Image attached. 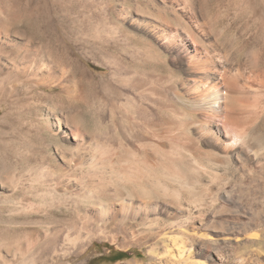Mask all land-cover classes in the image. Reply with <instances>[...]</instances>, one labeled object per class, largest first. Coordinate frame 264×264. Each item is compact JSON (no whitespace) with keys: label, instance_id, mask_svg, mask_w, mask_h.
Segmentation results:
<instances>
[{"label":"bare ground","instance_id":"6f19581e","mask_svg":"<svg viewBox=\"0 0 264 264\" xmlns=\"http://www.w3.org/2000/svg\"><path fill=\"white\" fill-rule=\"evenodd\" d=\"M180 5L193 19L188 22L180 16V34H172L170 22L173 23V19L163 22L145 16L133 20L138 28L152 33L147 40L149 45L159 41L176 53L173 62L179 68L169 66L170 61L164 60L165 72L138 70L134 67L136 62L132 64L133 60H129L134 65L131 69V65L130 68L122 65L119 55L102 52L98 59L94 58L109 72L98 74L83 62V113L74 108L81 100L77 80L72 81L66 73L50 72L49 67L54 65L34 56L40 52L31 57L26 55L13 64V73L7 70L8 74L2 76L0 98L5 100L3 104L24 87L23 93L38 94V98L50 107V113L41 114L46 130L43 139L56 148L48 153L39 152L36 159L40 163L48 160L49 165L46 167L36 160L29 172H34L36 179L42 181L45 176L52 177L51 191L45 192L42 206L52 210L67 208L74 193L77 197L72 206L76 207L77 215L75 219L62 221L53 230L25 233L36 242L44 241V247L38 251L25 242L3 237L0 264L64 261L73 253L85 251L97 232L101 234L102 226L109 222L135 223L149 231L154 236L153 249L160 240L171 241L173 244H166L154 257L156 259H174L180 264H258L259 259L250 258L239 247L240 243L264 240V98H261L264 93V31L249 37L242 49L232 44L226 47L218 37L205 31L191 0H183ZM98 40L107 42L109 38ZM97 84L104 88L109 101L125 99L119 112L123 121L129 119L133 145L119 136L117 140L104 136L101 130L106 125L101 113L99 116L94 113L90 118L86 116L90 100L84 95V86ZM19 100L21 98L18 99L21 103ZM115 109L109 110L112 118L118 113ZM165 116L168 120L160 122ZM118 119L120 123V117ZM62 133L70 141L63 138ZM83 200L90 202L85 207V222L95 225L85 235L83 212L80 213ZM33 206L21 202L25 215L35 213ZM74 230H78L75 236L72 235ZM177 237L181 239L175 242Z\"/></svg>","mask_w":264,"mask_h":264},{"label":"rangeland","instance_id":"374dc122","mask_svg":"<svg viewBox=\"0 0 264 264\" xmlns=\"http://www.w3.org/2000/svg\"><path fill=\"white\" fill-rule=\"evenodd\" d=\"M181 1L183 0H0V79L4 78L2 76L8 74L7 70H9V72L11 73L14 72L13 68L11 67H13V64H15L17 61L19 62L26 55V57H31L37 52H40V54H36L34 56L36 58L39 57V59H43L48 64L51 63L52 65H54L53 68L50 65L51 69L50 67L48 69L50 70V72H56L55 75H62L63 73H66L67 75H70L72 77V81H78H76L78 85L77 87H79L78 90H80L78 92H81L82 95L78 93L81 100L76 103L74 108L83 113V62L86 63L85 65L88 69L98 74H105L109 72L108 68L101 66V64L94 58H99L102 52L112 53L116 57H118L119 55V59L121 60L122 65L127 67L131 65V69L135 65L134 67L138 70H157L165 72L164 60L167 62L170 61L168 62L169 66H176L173 62L176 53H174L173 50L168 47V45L164 43L166 45L165 47V45L159 41L155 42V44H152L153 46L149 45L147 40L151 38L152 33L148 29H145L143 27L138 28L137 23L133 20L136 17L145 18V16H147L146 18H148V16L149 18L150 16H152V19L156 18V20L162 19L160 21L163 22H168V20L173 19V21H175L173 23L170 22V25L173 27H171L172 34H176L177 32V34H180L181 26L178 23V21H181L180 18L183 16V19H186V21L188 22H191V20H193L190 13L188 14L186 12L185 14V11H183L180 5ZM191 1L194 6H196L195 9L197 12V18L203 25L205 31L210 33L211 35H214V37H218L220 41H223L222 43H224L226 47H229L232 44L233 46H235V48L242 49L249 37H253V35L264 31V0ZM127 8L129 9V11L125 10ZM139 13L141 15H139ZM175 18L179 20H177L176 22ZM100 37L109 38L110 41L108 40L107 42H101L98 40V38ZM119 41L122 44H119ZM142 43H145L144 46ZM160 45L161 47H159ZM158 48H161L160 51H162L163 54L158 51ZM144 50L146 52H144ZM159 52L162 57L160 55H157L159 54ZM93 54L94 56H92ZM44 58L47 59L45 60ZM135 58L138 59L136 60ZM9 60H11V62ZM129 60H133L131 62L132 64L135 62L136 63L132 66ZM54 61L56 65L55 63H53ZM57 66H59V68ZM61 67L62 71L60 70ZM175 68H179V66ZM47 74H49V72ZM73 76L75 78H73ZM79 82H82V84ZM84 88V95L90 100L91 106H89L86 116L90 118L92 115H94V113L96 116H99V113H101V115L104 116V125H106L105 127L107 128L106 130V128H103L102 126L101 131L103 135L113 140H117L120 137L127 141L129 144L133 145V135L130 129L131 124L129 122V119L128 121H123V115L119 112L121 103L124 102L125 99L122 98V100L124 99L123 101L121 100V98L117 99L118 101H114L116 105H111L112 103L114 104V102L107 99L104 93V88L101 85H85ZM23 89L24 90H19L17 92V94H19L20 96L15 93L12 95L13 97H9L7 99V102H9L8 104L7 102L3 104L5 100H2V98H0V102L2 103V105L0 104V244L2 243L3 237L4 239L13 238L18 241L25 242L26 245H31V248L38 251V249L41 250L44 247V241L36 242L34 238L30 237L27 234L25 235V233H28L32 230H41L44 233L47 229L53 230L57 228V226L61 225L62 221L75 219L77 212L76 207H73V200H75L77 194L73 193L75 192V190L72 191V199H70L67 208L60 207L58 209L52 210L46 205H43L44 207L41 205L43 203V197H45V195L47 194L45 192H48L49 190L51 191L53 185L52 177L51 175H48V177L45 176L44 181L38 180L36 179L37 177L34 176L35 173L32 171L29 172V169L32 167V165H35L37 161H39L38 163H40V160L36 159V156H38L37 154H39V152L44 151V153H48L54 151L56 148L55 145H49V142L43 139V136H45L46 134V130L43 125L41 114L45 115L46 113H50V107L47 105V102L45 103V101H41L42 99L38 98V94H35L36 96L34 94L28 95L26 93H23V91L25 92V88L23 87ZM18 96L21 98V100H19L21 103L18 102V99H20ZM30 96H32V98H30ZM95 97L98 100H96ZM261 98L263 100L264 93ZM22 99L24 100L23 103H26L27 105H23ZM32 99H35V101L33 100L34 102H30V100ZM106 100L107 103L105 105ZM11 102L14 103L12 104ZM31 103H34V106ZM97 104L100 106H98ZM17 105L18 107H16ZM39 105L41 106L39 107ZM115 106H117V109H115ZM25 109H27V111ZM90 109L92 113L90 112ZM111 109H115V113L117 111V114L119 115L116 114L117 117L115 116V118H112V112H110ZM52 116L54 117V115ZM61 116H66V113H61ZM106 117L108 119H112L108 120ZM119 117L120 123L118 122ZM159 120L160 122H166L168 120V117L165 116L164 118ZM109 121L110 123H108ZM92 124L93 123L90 122L89 125L91 126ZM114 125H116L117 128ZM92 127H94V124L92 125ZM110 135L113 136L111 137ZM61 136L65 139H68L66 137L67 135L63 133L61 134ZM68 140L70 141V139ZM71 144H74V141L71 140ZM44 147H46L48 151L45 150L46 148ZM35 150L37 151L35 152ZM25 154L27 156H25ZM32 155L34 156V158ZM34 160L37 161L34 162ZM48 162V160L44 162L41 161V163H44L46 167L49 165ZM11 169L14 171H12ZM19 172H21L22 174ZM14 174L15 178H13ZM11 177L13 178L12 181H14L15 179V182L16 178H20L16 182V184L18 185L10 180ZM34 179H36L37 181H34ZM39 181L43 182L44 184L39 183ZM50 181L52 182V184ZM20 182L21 184H19ZM22 185L28 186L23 189ZM16 186L17 188H14ZM31 186L33 188H29ZM45 188L47 189V191ZM21 202L31 203L32 206L34 205L33 212H35L36 214L32 213L29 216L25 215L21 208ZM82 203L84 207L83 210L80 211V213L83 212V235H85L86 232L93 229V226L95 228V225L88 224L87 222H85L84 218L85 207H87L88 204L90 205V202H86L83 200ZM71 207L72 209H75L70 210L69 208ZM66 209L68 211H66ZM73 214L75 215V217ZM65 215H70V217H67ZM113 224L112 222H109L108 225H103V228L101 227L103 230L102 233L100 234L98 233L99 231L97 232L94 239L92 240L93 242L86 246L85 251L81 253H73L66 260L58 261L55 264H180L178 263L179 261L177 262V260L174 259L160 260L154 258L155 256H157V254L161 253L165 249L166 244H173L171 241H167L165 239V241L163 242L162 240H160L159 242H157V245L153 249L152 239H154V236L151 235L149 231H145L143 228L137 227L135 223H131V225L130 223L113 222ZM104 226L106 227V229L104 228ZM43 228L45 230H42ZM77 232L78 230H74L72 232V235H77ZM137 232L140 233L138 234ZM27 236L29 240L27 239ZM148 237L150 239H148ZM180 239L181 238L177 237L174 241L177 242L180 241ZM69 247H71L73 250V247L71 245H69ZM208 250L211 251V247H208ZM239 250L246 253V255H249L252 259H259L258 264H264V240L255 243H247L244 245L240 243ZM117 251H126L129 253L130 257L115 261L111 260L113 258L111 253H115ZM198 259L200 260V262L203 261V258ZM39 264L45 263L41 262Z\"/></svg>","mask_w":264,"mask_h":264},{"label":"trees","instance_id":"16d2710c","mask_svg":"<svg viewBox=\"0 0 264 264\" xmlns=\"http://www.w3.org/2000/svg\"><path fill=\"white\" fill-rule=\"evenodd\" d=\"M111 255L113 257L111 260L113 261L130 257L129 253L126 251H117L115 253H111Z\"/></svg>","mask_w":264,"mask_h":264}]
</instances>
